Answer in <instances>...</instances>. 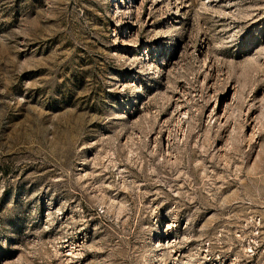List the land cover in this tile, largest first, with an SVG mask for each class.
Instances as JSON below:
<instances>
[{"label": "rangeland", "instance_id": "rangeland-1", "mask_svg": "<svg viewBox=\"0 0 264 264\" xmlns=\"http://www.w3.org/2000/svg\"><path fill=\"white\" fill-rule=\"evenodd\" d=\"M0 264H264V0H0Z\"/></svg>", "mask_w": 264, "mask_h": 264}, {"label": "bare ground", "instance_id": "bare-ground-1", "mask_svg": "<svg viewBox=\"0 0 264 264\" xmlns=\"http://www.w3.org/2000/svg\"><path fill=\"white\" fill-rule=\"evenodd\" d=\"M115 5H116V3H115Z\"/></svg>", "mask_w": 264, "mask_h": 264}]
</instances>
